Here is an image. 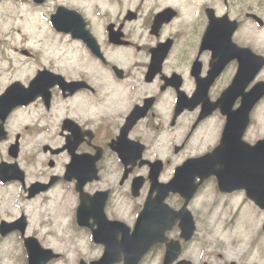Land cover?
Returning a JSON list of instances; mask_svg holds the SVG:
<instances>
[{
	"label": "flooded vegetation",
	"instance_id": "flooded-vegetation-1",
	"mask_svg": "<svg viewBox=\"0 0 264 264\" xmlns=\"http://www.w3.org/2000/svg\"><path fill=\"white\" fill-rule=\"evenodd\" d=\"M260 83L264 0H0V264H264Z\"/></svg>",
	"mask_w": 264,
	"mask_h": 264
},
{
	"label": "water",
	"instance_id": "water-1",
	"mask_svg": "<svg viewBox=\"0 0 264 264\" xmlns=\"http://www.w3.org/2000/svg\"><path fill=\"white\" fill-rule=\"evenodd\" d=\"M199 164L201 166H204V165L206 166L205 162L203 163L199 162ZM254 164L259 165L261 163L255 162ZM244 165L245 163L240 161L236 164L237 167L235 169L227 171L226 173L225 171H217V174L221 175L222 180L225 181L226 179L229 178L230 173L238 174L239 176L242 175L244 171ZM261 171L264 172V168H262ZM250 180H251L250 178L247 179V181L249 182ZM258 181H259L258 186L257 187L253 186V191H251V189H247V192H248V196L251 199L255 200L259 205H261L264 208V178H258ZM246 185L248 184L243 182L239 184V187L246 186ZM220 188L222 190H227V187H225V184L223 183H220ZM234 188H236V186H234Z\"/></svg>",
	"mask_w": 264,
	"mask_h": 264
},
{
	"label": "rangeland",
	"instance_id": "rangeland-1",
	"mask_svg": "<svg viewBox=\"0 0 264 264\" xmlns=\"http://www.w3.org/2000/svg\"><path fill=\"white\" fill-rule=\"evenodd\" d=\"M245 216H246V214L244 213V211L242 212V219L243 220H245ZM248 219H250V217H248ZM233 232V231H232ZM231 232V233H232ZM227 249L229 250V251H233V247H232V245L230 244V242H229V240H228V242H227Z\"/></svg>",
	"mask_w": 264,
	"mask_h": 264
}]
</instances>
